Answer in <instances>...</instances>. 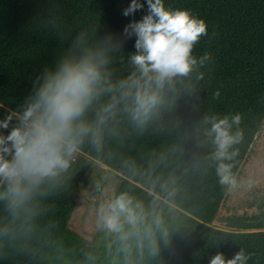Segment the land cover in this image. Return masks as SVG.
<instances>
[{"label": "trees", "instance_id": "1", "mask_svg": "<svg viewBox=\"0 0 264 264\" xmlns=\"http://www.w3.org/2000/svg\"><path fill=\"white\" fill-rule=\"evenodd\" d=\"M140 2L142 9L125 16L131 0H0L3 109H17L39 86L38 77L85 47L105 50L113 82L126 79L134 70L136 38L122 34L147 14L146 0ZM164 3L206 22L207 35L193 47V71L166 88V105L143 129L118 113L99 150L86 139L70 168L24 205L13 210L0 197V264H124L116 239L110 249L93 245L70 226L75 190L96 162L121 175L114 198L127 192L146 209L154 206L165 221L167 242L158 235L159 255L145 253L141 260L134 252L133 264H209L217 252L229 259L241 249L249 256L246 264H264V203L256 213L228 216L225 228L214 225L232 185L220 183L221 161L208 135L212 116L227 115L231 123L232 115H241L231 132L240 130L243 138L228 149L236 155L222 161L236 178L264 126V0ZM205 52L211 58L200 64ZM93 116L90 111L87 118ZM5 188L0 184V193Z\"/></svg>", "mask_w": 264, "mask_h": 264}, {"label": "clouds", "instance_id": "2", "mask_svg": "<svg viewBox=\"0 0 264 264\" xmlns=\"http://www.w3.org/2000/svg\"><path fill=\"white\" fill-rule=\"evenodd\" d=\"M146 3L147 14L123 30L124 39L136 38V51L130 56L134 70L126 79L113 82L105 50L85 47L47 69L24 103L0 119V184L6 185L0 197L7 198L11 209L24 205L42 184L66 172L86 139L99 150L118 113L143 129L166 105V88L193 71L197 64L193 47L207 35L206 22L187 9L167 8L164 0ZM143 7L140 0H131L123 14L133 15ZM210 58L205 52L199 62ZM105 96L107 100L100 103ZM214 96L219 98V90ZM90 111L94 112L91 120L87 118ZM240 122L239 113L232 115L231 123L227 115L219 119L214 115L208 132L216 146L213 156L221 161L220 183L233 187L231 165L222 161L236 155L228 149L243 138L242 131L231 132L232 124ZM99 220L115 235L124 264H133L134 252L141 260L145 253L158 256V235L167 242L162 215L154 206L146 209L127 192L102 206ZM248 259L243 249L229 259L217 252L209 264H246Z\"/></svg>", "mask_w": 264, "mask_h": 264}, {"label": "rangeland", "instance_id": "3", "mask_svg": "<svg viewBox=\"0 0 264 264\" xmlns=\"http://www.w3.org/2000/svg\"><path fill=\"white\" fill-rule=\"evenodd\" d=\"M6 113L0 104V119ZM121 181L119 173L105 164L96 162L75 190L77 208L70 226L93 245L110 249L115 243V235L102 226L99 216L102 206L113 200ZM235 181L236 186L230 188L214 222V225L220 228L226 227L228 216L256 213L259 211V205L264 203V126L242 163ZM168 213L176 212L171 209Z\"/></svg>", "mask_w": 264, "mask_h": 264}, {"label": "crops", "instance_id": "4", "mask_svg": "<svg viewBox=\"0 0 264 264\" xmlns=\"http://www.w3.org/2000/svg\"><path fill=\"white\" fill-rule=\"evenodd\" d=\"M257 137H258V136H257ZM257 137H256V139H257ZM256 139H255V140H256Z\"/></svg>", "mask_w": 264, "mask_h": 264}]
</instances>
